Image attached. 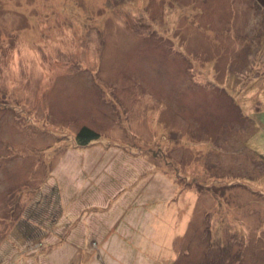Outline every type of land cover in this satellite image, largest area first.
Wrapping results in <instances>:
<instances>
[{
	"label": "rangeland",
	"instance_id": "1",
	"mask_svg": "<svg viewBox=\"0 0 264 264\" xmlns=\"http://www.w3.org/2000/svg\"><path fill=\"white\" fill-rule=\"evenodd\" d=\"M263 152L264 0H0V264H264Z\"/></svg>",
	"mask_w": 264,
	"mask_h": 264
},
{
	"label": "trees",
	"instance_id": "2",
	"mask_svg": "<svg viewBox=\"0 0 264 264\" xmlns=\"http://www.w3.org/2000/svg\"><path fill=\"white\" fill-rule=\"evenodd\" d=\"M99 137L100 134L98 131L88 126H82L76 132L74 139L78 146L86 147L89 143L97 141ZM262 161L264 162V156H262Z\"/></svg>",
	"mask_w": 264,
	"mask_h": 264
},
{
	"label": "crops",
	"instance_id": "3",
	"mask_svg": "<svg viewBox=\"0 0 264 264\" xmlns=\"http://www.w3.org/2000/svg\"><path fill=\"white\" fill-rule=\"evenodd\" d=\"M259 107H260V109L262 108V102L259 104ZM259 124L262 125L260 122H259ZM261 155H262V154H261ZM263 155H264V152H263ZM263 155H262V156H263Z\"/></svg>",
	"mask_w": 264,
	"mask_h": 264
}]
</instances>
